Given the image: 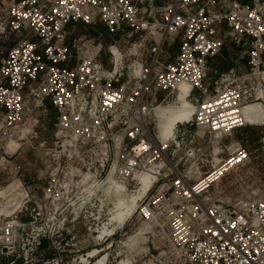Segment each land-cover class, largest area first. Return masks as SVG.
<instances>
[{
  "label": "built area",
  "instance_id": "1",
  "mask_svg": "<svg viewBox=\"0 0 264 264\" xmlns=\"http://www.w3.org/2000/svg\"><path fill=\"white\" fill-rule=\"evenodd\" d=\"M78 25L117 40L72 37ZM0 36L9 43L0 61L2 163L9 142L51 105L58 134L92 158L95 180L113 177L128 190L155 176L140 207L173 263L264 264V187L234 205L209 196L251 162L235 135L248 127L245 109L263 100L264 0H15L2 10ZM228 42L247 46L244 71L237 60L212 78ZM182 92L194 115L164 143L151 114ZM18 220L0 223L5 250L15 247Z\"/></svg>",
  "mask_w": 264,
  "mask_h": 264
},
{
  "label": "rangeland",
  "instance_id": "2",
  "mask_svg": "<svg viewBox=\"0 0 264 264\" xmlns=\"http://www.w3.org/2000/svg\"><path fill=\"white\" fill-rule=\"evenodd\" d=\"M12 1L0 0V17ZM70 32L72 37L100 33L105 41L117 40L101 26L78 25ZM8 49L9 43L0 36V61ZM236 54L238 50L228 42L223 56L211 64V77L216 76L218 65L226 67L223 70L231 66ZM256 103L264 105V98ZM46 110L26 124L23 136L13 140L20 146L7 162L0 160V223L19 217L15 247L5 250L0 246V264H175L168 259L164 240L145 224L143 200L131 216L123 217L126 221L121 228L108 233L123 219L111 222L114 214L127 211L115 205L117 196L108 194L117 179L95 180L88 170L92 158L81 155L73 141L58 134L55 111L51 105ZM235 136L251 152V162L211 191L209 196L225 205L249 199L264 187V126L247 127ZM138 189L136 183L126 191L133 194ZM140 230L143 233L137 237ZM3 231L0 226V244L8 242Z\"/></svg>",
  "mask_w": 264,
  "mask_h": 264
},
{
  "label": "bare ground",
  "instance_id": "3",
  "mask_svg": "<svg viewBox=\"0 0 264 264\" xmlns=\"http://www.w3.org/2000/svg\"><path fill=\"white\" fill-rule=\"evenodd\" d=\"M187 88H189V85L187 83H183L182 85H180V89L182 91H184ZM262 94L264 98V93ZM194 112L195 109L192 106V104L189 102L188 96H186L185 92H182L173 104L167 107H162L152 112L151 118L155 120V122L157 123L159 136L161 140L164 143H167L172 139L175 133L176 126L181 123H185L186 121H189L193 117ZM243 117H244V122L248 127L264 126V105L255 102L254 104L250 105L248 108L245 109V111L243 112ZM19 146L20 144L18 145L17 142L14 141L10 142V144L8 145L9 152L12 153L17 148H19ZM155 181L156 178L152 174L150 173L142 174L138 180L139 189L137 192L133 194L127 193L126 189L123 186L118 184L117 181H114L111 184L112 191L109 192L108 194L111 193V195L114 194L115 196H117L118 204L116 203L115 205L118 206V208H120L122 211L125 209L123 207H126L127 211L124 213L122 212L116 216L114 214L113 216L114 218L111 219V222H115L117 218L121 220L123 217H126L127 219L129 216H131L133 211L139 206L140 201H142L145 197H147ZM126 219L123 218L118 226H116V223L114 224L112 223L113 226L115 225L116 227H114L111 232L108 231V233L113 234L117 229L121 228V226L126 221ZM142 233L143 230H140V233H138L137 237H140ZM162 235L164 236V233H162ZM135 238L136 237H134L133 240H135ZM132 243H130V246Z\"/></svg>",
  "mask_w": 264,
  "mask_h": 264
},
{
  "label": "crops",
  "instance_id": "4",
  "mask_svg": "<svg viewBox=\"0 0 264 264\" xmlns=\"http://www.w3.org/2000/svg\"><path fill=\"white\" fill-rule=\"evenodd\" d=\"M240 1V0H239ZM242 3V2H241ZM247 4H252V1H249V3H247ZM237 50H238V52H239V55H237L236 54V56L235 57H232L231 58V66H227V69L229 70V69H231L233 66H234V64L236 63V61L237 60H240V56H241V52L243 51V50H246L247 49V46L245 47V48H237L234 44H232ZM227 46V45H226ZM225 46V47H226ZM177 52V51H176ZM223 56V51H222V54H221V56L220 57H222ZM220 57H218V59L220 58ZM216 59H214L212 62H214ZM212 62H211V64H212ZM239 63H240V69H242V71H244V66H245V63H246V61L245 60H240L239 61ZM226 67H224L223 65L222 66H220V65H218L215 69V71L214 72H216V73H222V72H226V71H228L227 69L226 70H223V69H225Z\"/></svg>",
  "mask_w": 264,
  "mask_h": 264
},
{
  "label": "trees",
  "instance_id": "5",
  "mask_svg": "<svg viewBox=\"0 0 264 264\" xmlns=\"http://www.w3.org/2000/svg\"><path fill=\"white\" fill-rule=\"evenodd\" d=\"M240 2H242L243 4H247L249 3V0H240ZM95 34V33H94ZM176 50V49H175ZM228 70V69H227Z\"/></svg>",
  "mask_w": 264,
  "mask_h": 264
}]
</instances>
